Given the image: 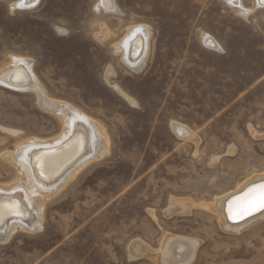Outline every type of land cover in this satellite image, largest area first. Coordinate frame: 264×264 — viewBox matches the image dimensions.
<instances>
[{"label": "rangeland", "instance_id": "obj_1", "mask_svg": "<svg viewBox=\"0 0 264 264\" xmlns=\"http://www.w3.org/2000/svg\"><path fill=\"white\" fill-rule=\"evenodd\" d=\"M16 1L0 0V69L30 60L47 95L99 122L109 148L48 199L41 227L0 240V264H155L131 247L156 251L171 236L198 242L188 264H264V219L229 233L207 210L264 174V9L242 0V17L225 0H113L120 13L109 15L97 0L26 11ZM102 25L110 37L98 42ZM133 25L151 33L137 73L112 48ZM60 130L34 94L0 86V155ZM14 179L0 157V185Z\"/></svg>", "mask_w": 264, "mask_h": 264}, {"label": "bare ground", "instance_id": "obj_2", "mask_svg": "<svg viewBox=\"0 0 264 264\" xmlns=\"http://www.w3.org/2000/svg\"><path fill=\"white\" fill-rule=\"evenodd\" d=\"M39 1L17 0L12 8L30 10ZM114 1L97 0L94 11L117 15L120 11ZM225 2L229 7L237 8L242 17L251 12L244 7L242 0ZM254 7L264 9V0H254ZM109 34L102 25L94 36L98 42H104ZM150 34L146 25L129 26L112 47L113 53L119 55L121 62L135 73L142 69L147 58ZM202 41L209 50H221L218 42L209 35L203 34ZM31 63L30 60L11 57V63L0 69V86L34 94L42 111L57 117L61 130L53 138L24 140L13 151L0 155L15 175L13 183L0 185V240L6 239L18 227L24 231H35L41 227L42 209L48 199L85 165L107 154L109 148L102 125L70 104L50 98ZM113 75V70L108 67L104 75L106 82ZM114 89L133 103L118 86ZM171 128L181 138L190 134L185 127L175 123ZM207 210L215 214L222 229L229 233H240L264 219V174L251 177L233 191L215 199L207 205ZM197 245L195 240L171 236L165 238L156 251L148 249L144 243L135 242L130 253L133 258L144 255L155 264H188Z\"/></svg>", "mask_w": 264, "mask_h": 264}, {"label": "snow or ice", "instance_id": "obj_3", "mask_svg": "<svg viewBox=\"0 0 264 264\" xmlns=\"http://www.w3.org/2000/svg\"><path fill=\"white\" fill-rule=\"evenodd\" d=\"M230 2H231V0H230Z\"/></svg>", "mask_w": 264, "mask_h": 264}, {"label": "water", "instance_id": "obj_4", "mask_svg": "<svg viewBox=\"0 0 264 264\" xmlns=\"http://www.w3.org/2000/svg\"><path fill=\"white\" fill-rule=\"evenodd\" d=\"M232 198H234V197H232Z\"/></svg>", "mask_w": 264, "mask_h": 264}]
</instances>
